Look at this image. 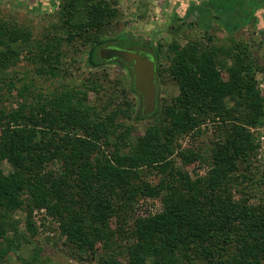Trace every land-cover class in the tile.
<instances>
[{"label": "trees", "instance_id": "16d2710c", "mask_svg": "<svg viewBox=\"0 0 264 264\" xmlns=\"http://www.w3.org/2000/svg\"><path fill=\"white\" fill-rule=\"evenodd\" d=\"M185 1L176 19L198 25L197 4ZM200 1L219 3L216 18L229 7ZM241 1L242 11L253 0ZM262 6L236 12L238 29L217 23L227 34L216 41L208 21L203 43H167L165 54L151 47L156 104L146 115L130 64L99 55L121 36L106 35L119 0H59L37 35L31 23L0 16V264H45L32 242L41 227L97 264H264V170L250 130L264 124L255 79L263 41L237 37ZM71 51L83 56L82 65L69 60L84 67L77 81L63 66ZM25 62L32 72L17 76ZM108 63L131 78L128 87L118 78L107 94ZM166 75L178 92L161 99Z\"/></svg>", "mask_w": 264, "mask_h": 264}, {"label": "rangeland", "instance_id": "374dc122", "mask_svg": "<svg viewBox=\"0 0 264 264\" xmlns=\"http://www.w3.org/2000/svg\"><path fill=\"white\" fill-rule=\"evenodd\" d=\"M189 1L187 2V5L194 4L192 1H195L198 6L196 9L199 14H201V20L198 25H189L182 20L176 19L178 16L177 13H180V15L183 14L182 10L185 8V0H119V11H121V13L117 19L113 21L112 29L106 35L111 38L118 35L121 36H119L117 40L108 43V46L126 49L135 54L150 57L153 53H149L148 50L154 45H157L160 47L161 52L165 54L167 43L184 45L188 40H198L203 43L205 37L208 35H206L204 29L200 28V26H205L208 21L211 24L209 33L216 41L217 38H222L227 34L224 30L219 28L217 23H222V21L228 19L230 25L233 24V26H236L237 24L235 25V22L238 21V15L236 12L240 11L245 16H248L252 6L257 4L259 0H256V2L253 0L255 2L252 1L254 4L252 2L247 3V6H245L242 11L235 7V5L237 6V4L242 2L241 0H227L225 3H229V7L227 10L220 12L221 14L218 18L214 15L215 7L217 8L219 5L218 2H213L212 8H204L200 0ZM58 2L59 0H0V16L9 19H16L17 22L21 24L31 23L30 25L33 27V33L37 35L42 31L44 26L51 22L55 17L54 12ZM259 5H261V3ZM207 13H209L210 16L206 17ZM255 14H257V21L250 22L247 25L240 27L237 37H243L249 40L250 36H252L255 39H261L259 33L262 34V29L264 28V6L256 9ZM236 28L238 29V25ZM128 30L143 36V39L144 41L146 40V42L137 39L136 43L132 45L127 36H122V33ZM75 44L79 45V42H75ZM143 44H147V46H143ZM262 52H264V41L262 43V50L260 51L261 56ZM71 56H76L80 65L84 63L83 56H81L80 53L78 54L73 51L64 56L63 66L67 67V69L72 72L70 80L77 81L81 76H84V71H82L84 70V67L80 65L77 67L75 64L78 65V61L71 63L69 61ZM161 60L164 67L171 63L170 59H167L164 56H161ZM106 67L108 68L106 76L107 85L105 86L106 91L108 90L107 94L113 90L112 84L118 78L122 81L124 86L128 87L131 78L126 77L123 70H120L114 63H108ZM14 69L15 74L20 76L25 73L26 69L32 72L33 65L25 62L19 64ZM261 71L262 70L256 73L255 79H258ZM162 80L163 81L159 86L161 99H169L172 95L177 94L178 86L174 80L167 75L163 77ZM109 85L111 87H109ZM114 90L119 91L120 88L118 89L115 87ZM132 124L137 128L136 133L140 134L144 130L146 121H133ZM208 135L209 133H204L200 136V139L202 140ZM134 136L135 134L132 135V138ZM258 164L264 170V165L260 162H258ZM191 166L192 165H189L188 168L190 169ZM2 168L6 171L8 170V165L4 163ZM41 216V212L36 213L35 219L37 224L40 223ZM15 217L23 219L24 212L17 210L15 212ZM45 221L46 225H49L48 220ZM32 242L34 245L37 244L41 246L42 254L47 259V264H97V260L90 258L89 254L81 253L68 244H64V238L54 235V231L51 229L43 230L42 227L39 228L36 235L32 237ZM70 253H73L74 257ZM14 257L13 254L9 255L8 260L13 261Z\"/></svg>", "mask_w": 264, "mask_h": 264}, {"label": "water", "instance_id": "95a60500", "mask_svg": "<svg viewBox=\"0 0 264 264\" xmlns=\"http://www.w3.org/2000/svg\"><path fill=\"white\" fill-rule=\"evenodd\" d=\"M99 55L103 59L119 58L130 64L133 69L134 86L142 96V111L145 115L151 113L156 104L153 57L135 54L126 49L109 46L101 48Z\"/></svg>", "mask_w": 264, "mask_h": 264}, {"label": "built area", "instance_id": "2783aa9c", "mask_svg": "<svg viewBox=\"0 0 264 264\" xmlns=\"http://www.w3.org/2000/svg\"><path fill=\"white\" fill-rule=\"evenodd\" d=\"M259 75L258 79H256V86L264 97V71H261ZM250 130L252 131L255 143L257 144L256 159L264 165V124L250 127Z\"/></svg>", "mask_w": 264, "mask_h": 264}, {"label": "flooded vegetation", "instance_id": "af4514ba", "mask_svg": "<svg viewBox=\"0 0 264 264\" xmlns=\"http://www.w3.org/2000/svg\"><path fill=\"white\" fill-rule=\"evenodd\" d=\"M262 30H263L262 34L259 33V35L261 36V39L264 41V28Z\"/></svg>", "mask_w": 264, "mask_h": 264}]
</instances>
